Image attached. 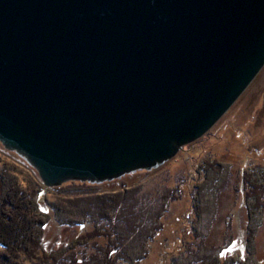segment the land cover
Here are the masks:
<instances>
[{
  "label": "water",
  "instance_id": "1",
  "mask_svg": "<svg viewBox=\"0 0 264 264\" xmlns=\"http://www.w3.org/2000/svg\"><path fill=\"white\" fill-rule=\"evenodd\" d=\"M264 65V0H0V143L44 185L150 169Z\"/></svg>",
  "mask_w": 264,
  "mask_h": 264
},
{
  "label": "rangeland",
  "instance_id": "2",
  "mask_svg": "<svg viewBox=\"0 0 264 264\" xmlns=\"http://www.w3.org/2000/svg\"><path fill=\"white\" fill-rule=\"evenodd\" d=\"M250 172L264 179V65L201 137L150 169L86 181L99 187L69 183L85 182L79 180L46 186L23 155L0 143V197L11 181L29 190L39 183L48 188L40 204L48 215L40 239L45 250L70 264H100L104 244L112 239L119 244L113 253L117 264H264V211L255 208L249 215L246 209L243 176ZM119 183L128 191L118 214H97L96 191ZM104 228L108 237L77 241Z\"/></svg>",
  "mask_w": 264,
  "mask_h": 264
},
{
  "label": "trees",
  "instance_id": "3",
  "mask_svg": "<svg viewBox=\"0 0 264 264\" xmlns=\"http://www.w3.org/2000/svg\"><path fill=\"white\" fill-rule=\"evenodd\" d=\"M201 169L206 171L207 168L203 166ZM253 173L250 172L248 175L244 174L245 176H243V185L244 187H248L246 209L249 215L253 212L251 210L255 208L260 209L261 212L264 211V185H262L264 179L259 181L253 176ZM69 183L73 188L76 186L82 188L99 187L86 183V181H70ZM125 186L127 187L128 185L126 183H119L117 188L111 189L108 192L96 191L94 199L99 206L96 210L97 214L99 213L103 217L106 216L108 219L115 218L121 208L122 201H124L123 194L128 191L126 190L128 188ZM47 189L40 183L36 188L30 190L24 188L23 184L19 185L17 182L11 181L8 183L5 192L0 197V258L3 259L1 260L2 263L7 261L4 264H27V259L32 261L36 259L32 264H70L66 261L58 260L56 258L57 251L45 250L40 239V233L46 224L45 220L48 218L47 213L43 212L40 208L42 201H47L46 196L42 194L43 190ZM172 196L175 199L176 196L173 195V192L168 193L169 198ZM260 196L262 197V201L258 204ZM248 199H252V202L250 201L251 204L248 202ZM160 226L158 225L157 227ZM109 232V229L104 228L102 231L81 235L77 241L82 242L97 236L108 237ZM114 242L115 240L112 239L109 244L108 242L104 244L102 249L103 257L100 264H117L119 256L113 253L118 249L116 247L119 244L116 245ZM125 260L128 261V259ZM73 262L77 264L75 260Z\"/></svg>",
  "mask_w": 264,
  "mask_h": 264
}]
</instances>
